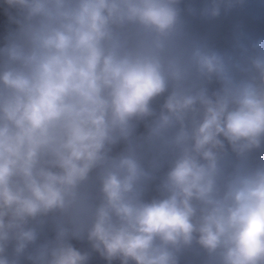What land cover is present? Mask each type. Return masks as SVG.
<instances>
[{
	"label": "clouds",
	"instance_id": "1",
	"mask_svg": "<svg viewBox=\"0 0 264 264\" xmlns=\"http://www.w3.org/2000/svg\"><path fill=\"white\" fill-rule=\"evenodd\" d=\"M0 264H264V0H0Z\"/></svg>",
	"mask_w": 264,
	"mask_h": 264
}]
</instances>
